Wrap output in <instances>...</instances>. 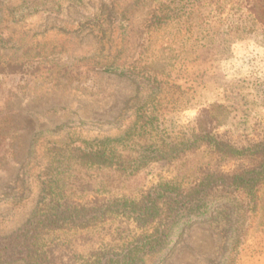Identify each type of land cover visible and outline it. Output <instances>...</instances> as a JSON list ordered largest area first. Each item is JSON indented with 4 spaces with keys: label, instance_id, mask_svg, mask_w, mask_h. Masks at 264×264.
<instances>
[{
    "label": "rangeland",
    "instance_id": "374dc122",
    "mask_svg": "<svg viewBox=\"0 0 264 264\" xmlns=\"http://www.w3.org/2000/svg\"><path fill=\"white\" fill-rule=\"evenodd\" d=\"M33 1L43 8L12 18L11 11ZM172 1L195 0H0V38L6 43L0 45V234L21 227L34 207L35 184L20 192L33 135L100 146L125 145L129 136L137 143L133 149L147 147L145 142L164 149L181 144L198 112L214 104L220 108L211 109L210 119L233 138L264 123V45L251 38L233 43L223 59L196 60L195 34L182 31L178 20L147 27L156 3ZM151 61L155 67L165 63L166 74L154 72ZM132 64L135 74L128 69ZM158 102L155 132L125 134L140 111ZM185 157L182 168L174 163L177 170L151 163L129 181L115 176L98 193L133 196L171 177L186 183L199 164ZM259 194L254 212L240 193L229 196L234 206L203 203L200 218L174 225L166 233L172 244L166 240L151 253L135 247L155 223L143 229L120 218L80 233H58L56 262L122 264L130 253L135 258L126 264H231L232 255L233 264H264V187Z\"/></svg>",
    "mask_w": 264,
    "mask_h": 264
},
{
    "label": "trees",
    "instance_id": "16d2710c",
    "mask_svg": "<svg viewBox=\"0 0 264 264\" xmlns=\"http://www.w3.org/2000/svg\"><path fill=\"white\" fill-rule=\"evenodd\" d=\"M180 2L186 3L180 5ZM180 2L156 3L147 27L172 26L178 20L182 31L191 36L195 34L191 48L197 50L196 60L200 57L223 59L233 43L251 38L255 44L264 45V0ZM40 8L43 6L33 1L15 8L11 15L20 20ZM3 40L0 38L2 46L6 44ZM2 62L0 59V67ZM149 64L154 72L166 74L165 63L160 67H155L152 61ZM128 69L135 74L137 64ZM104 70L118 69L106 66ZM160 107L158 102L140 111L125 134L132 137L139 132H155V112ZM219 108L214 104L201 109L194 120V129L183 142L164 145V149L146 142L147 147L133 149L137 143L129 136L124 139L125 145L100 146L73 139L44 140L42 133L33 135L28 146V163L23 167L27 180L19 190H32L35 184L37 196L27 221L12 232L0 234V264H58L53 250L58 233H80L120 218H127L143 229L155 223L151 234L139 240L135 247L151 253L166 240L172 244L166 233L172 232L174 225L183 219L189 224L193 217L200 218L199 208L203 203L234 206L229 196L236 193L244 198L245 208L257 211L259 193L264 187V123H254L250 132L233 138L226 129L221 132L210 119L211 109ZM182 155L191 163L199 164L196 174L186 183L171 177L133 196L98 193L97 187L111 184L115 176L129 181L151 163H168L174 170H177L174 163H178L182 168L179 163L188 162L181 159ZM222 162L232 163V167L220 170L212 165ZM28 199L30 196L24 202ZM123 258L122 264H126V259L133 261L135 257L126 253ZM233 260L232 255L231 264Z\"/></svg>",
    "mask_w": 264,
    "mask_h": 264
}]
</instances>
